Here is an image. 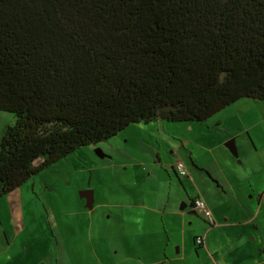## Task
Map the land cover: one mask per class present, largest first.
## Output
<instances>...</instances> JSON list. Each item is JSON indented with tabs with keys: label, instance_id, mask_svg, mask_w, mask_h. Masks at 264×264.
I'll return each mask as SVG.
<instances>
[{
	"label": "trees",
	"instance_id": "1",
	"mask_svg": "<svg viewBox=\"0 0 264 264\" xmlns=\"http://www.w3.org/2000/svg\"><path fill=\"white\" fill-rule=\"evenodd\" d=\"M243 98L264 100V0H0V198L131 124Z\"/></svg>",
	"mask_w": 264,
	"mask_h": 264
},
{
	"label": "rangeland",
	"instance_id": "2",
	"mask_svg": "<svg viewBox=\"0 0 264 264\" xmlns=\"http://www.w3.org/2000/svg\"><path fill=\"white\" fill-rule=\"evenodd\" d=\"M13 123V114L0 111V135ZM217 135L230 164L218 151L216 160L201 148L210 138L218 141ZM231 140L237 155L225 145ZM96 146L105 157L96 155L95 144L81 147L0 198V264H213L194 242L208 224L189 212L191 197L187 200L183 183L192 195L204 191L216 223L229 226L211 229L210 251L221 255L234 247L264 246V100L240 99L203 122L131 124ZM175 147L186 162L188 182L171 168ZM189 152L198 164L210 161L217 174L210 167L209 175L197 176ZM144 161L150 163L147 170ZM251 172L261 174L258 188L248 193ZM228 181L240 186L231 188ZM86 189L94 192L92 210L81 196ZM261 194L258 220L241 223L248 219L247 206L256 214ZM185 198V218L167 210L171 203L179 208ZM155 207L162 212L149 209ZM239 235L242 246L234 243Z\"/></svg>",
	"mask_w": 264,
	"mask_h": 264
},
{
	"label": "crops",
	"instance_id": "3",
	"mask_svg": "<svg viewBox=\"0 0 264 264\" xmlns=\"http://www.w3.org/2000/svg\"><path fill=\"white\" fill-rule=\"evenodd\" d=\"M203 137H210L209 135H205V134H203L202 135ZM219 138H220V136L219 135H217L216 136V139L218 140V141H214L212 138H210L211 139V141L209 142V146L208 147H201V148H205V150H207L208 152H209V154H210V156H214V152H216V151H218L219 153H220V156L223 158V160L225 161V162H227V164H230V159L227 157V154H226V152L223 150V144H222V141H220L219 140ZM189 141H187V140H185L184 142H183V144H187ZM190 143V142H189ZM199 146H202V145H199ZM258 148H259V145H258ZM170 154H171V156H172V164H171V168H172V170L174 169L175 170V163L177 162V161H182L184 164L186 163L184 160H183V158L179 155V153H178V149H177V147H175V148H171V150H170ZM175 156V157H174ZM195 155H194V152H189V159H190V161L192 162V164L197 168V170H199V171H197L195 174L197 175V176H199L200 178H202V173H206V174H208L209 175V173L207 172V171H210V167L211 168H213V172H215V174H217V169L213 166V165H211V162L210 161H205L204 163L205 164H198V163H196L195 162V160L193 159V157H194ZM215 157V156H214ZM211 158H213V157H211ZM162 158L160 157V154L157 156V162H160V160H161ZM202 159H204V157L202 158ZM215 159L217 160V158L215 157ZM144 165H146V167H145V170H147L148 169V167H147V164H149L150 165V163L148 162V161H144V163H143ZM226 164V165H227ZM185 166H186V164H185ZM157 168V167H156ZM252 171H254V170H252ZM155 172L156 173H158V175H159V171L157 170V169H155ZM255 172V171H254ZM254 172H251V175L252 176H250L249 178H251L250 180V183H247V185H245L246 187H247V189H246V191L248 192V193H250V192H254L256 189H254V188H258V185H259V180L257 179V175H259V174H261V173H259V174H255ZM149 173H151V172H149ZM262 173H264V171L262 172ZM225 176H226V174H225ZM233 176V175H232ZM181 177V176H180ZM182 177H185V178H187V182H188V177L187 176H182ZM234 178V177H233ZM236 181H237V179H235ZM188 184V183H187ZM228 184H231V188H235V187H239L240 186V184L239 183H235V184H233V182L232 181H228ZM186 186L187 185H184V183H183V189H184V192H185V194H186V196H187V200L191 197V203H192V200H193V198L194 197H196V196H199V197H201V198H203L205 195H204V191H201V192H198L197 191V193L196 194H194V195H192V194H190V193H188V190H187V188H186ZM262 193V192H261ZM169 196V195H168ZM249 199H250V201L252 202V204H253V199H254V196L253 195H251L250 197H248ZM187 200H186V198L182 201V203L180 204V206H179V208H175V206L171 203L170 204V208L168 207L167 208V210H170L171 211V213L173 214V215H177V216H180V217H182V218H185V213L186 212H188L187 211V205H188V202H187ZM206 201V200H205ZM261 202H262V194L260 195V198L258 197V205H257V208H258V210H257V212H256V214H255V212L253 211V209H252V207L251 206H247V214H248V219H245V221H241V223H252V222H254L255 220H258V218H259V203L261 204ZM206 204H207V202H206ZM161 205H163V201H161L160 202V206ZM166 207L167 206H165V210H166ZM207 207L209 208V210L211 211V214H212V216H211V218L210 219H207V218H205V217H203L200 213V215L203 217V220L205 221V222H207V224H208V231L206 230L205 232L206 233H204V234H199V235H197L195 238H201L202 239V241H201V244H199L198 242L196 243L195 242V239H194V242H195V244L196 245H198L199 247H202L203 248V250H205L206 249V251L209 253V255H210V258L211 259H213V264H218V263H222V264H264V246L263 247H259V245L257 246V248H256V251L255 250H253V249H249V248H242V247H240V248H237V247H234V248H232V250H231V252H228L227 250H226V254H221L220 255V250H218L217 249V251H210V249H209V244H208V240H207V238L209 237V235L211 234V232L213 231V230H211V229H213L215 226H217V224H218V227H220V229H223V228H229V226H226V224H223V223H221V224H219V223H216V220H217V215L215 214V213H213L212 212V209L213 208H211L212 206H210L209 204H207ZM152 212H154L155 214H157L158 212H162L161 211V209L159 210V207H155V208H149ZM162 209H163V207H162ZM165 211H163V213H164ZM189 212H191V213H193L192 211H189ZM194 214V213H193ZM255 214V215H254ZM245 216V215H244ZM247 216V215H246ZM246 216H245V218H246ZM254 219V221H251V220H253ZM233 223H231V225H232ZM166 226V225H165ZM259 230V226L258 227H256V229L254 230V233H255V235L257 234V232H259L258 231ZM221 231V230H220ZM230 232H232V229H229V233ZM227 236V235H226ZM229 236V235H228ZM239 240V241H238ZM238 240H237V238L234 240V241H230V244L232 243V242H234V243H236V244H238V246L239 245H241L242 246V244H243V236H241V235H239V237H238ZM264 245V244H263ZM162 247L159 245V246H157V250L158 249H161ZM260 250V251H259ZM219 256H221V257H219Z\"/></svg>",
	"mask_w": 264,
	"mask_h": 264
},
{
	"label": "built area",
	"instance_id": "4",
	"mask_svg": "<svg viewBox=\"0 0 264 264\" xmlns=\"http://www.w3.org/2000/svg\"><path fill=\"white\" fill-rule=\"evenodd\" d=\"M175 171L177 172V174L179 176H187V171L185 168V165L182 161H177L175 163ZM192 204L193 206L196 208V210L198 211V213H200L203 217L210 219L212 214L211 211L209 210V208L207 207V204L205 202V200L199 196H196L193 198L192 200ZM202 239L199 238L197 240L198 243H201ZM218 264H222V263H218Z\"/></svg>",
	"mask_w": 264,
	"mask_h": 264
},
{
	"label": "water",
	"instance_id": "5",
	"mask_svg": "<svg viewBox=\"0 0 264 264\" xmlns=\"http://www.w3.org/2000/svg\"><path fill=\"white\" fill-rule=\"evenodd\" d=\"M225 145L229 148V150L231 151L232 154L237 155V149H236L234 140H231V141L226 142ZM102 157H104V155ZM81 196L84 199H86V208L89 209V210H91L93 208V195H92V191H89V195L86 194V191H82V195Z\"/></svg>",
	"mask_w": 264,
	"mask_h": 264
},
{
	"label": "flooded vegetation",
	"instance_id": "6",
	"mask_svg": "<svg viewBox=\"0 0 264 264\" xmlns=\"http://www.w3.org/2000/svg\"><path fill=\"white\" fill-rule=\"evenodd\" d=\"M95 147H96V149H95V152H96V155L97 156H99L100 158H103L102 156L104 155L103 154V150L100 148V147H98V146H96V144H95ZM102 155V156H101ZM104 157H105V155H104ZM173 171H174V173L175 174H177V172L173 169ZM178 175V174H177ZM179 176V175H178ZM84 191H86V194H88L89 195V191H92V190H90V189H86V190H84ZM92 195H93V204H94V192L92 191ZM86 200V199H85ZM189 209H190V211H192L193 213H198V211L196 210V208L193 206V204L191 203V199H190V201H189ZM187 207H188V205H187ZM93 209V208H92ZM91 209V210H92Z\"/></svg>",
	"mask_w": 264,
	"mask_h": 264
}]
</instances>
